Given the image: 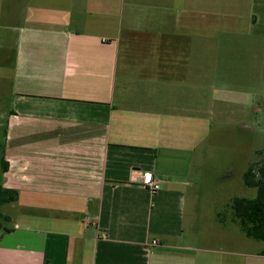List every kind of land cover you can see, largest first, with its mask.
<instances>
[{
	"label": "crops",
	"instance_id": "crops-1",
	"mask_svg": "<svg viewBox=\"0 0 264 264\" xmlns=\"http://www.w3.org/2000/svg\"><path fill=\"white\" fill-rule=\"evenodd\" d=\"M261 1L0 0V186L19 192L1 264H264L225 188L198 191L255 69L210 30L264 27Z\"/></svg>",
	"mask_w": 264,
	"mask_h": 264
},
{
	"label": "rangeland",
	"instance_id": "rangeland-1",
	"mask_svg": "<svg viewBox=\"0 0 264 264\" xmlns=\"http://www.w3.org/2000/svg\"><path fill=\"white\" fill-rule=\"evenodd\" d=\"M260 4L262 5L259 10H262L264 14V0ZM212 22L216 23V21ZM221 22L226 26L223 28L213 27L210 30V35L240 42L234 44L230 52L251 55L253 58L250 61L251 66L253 63L255 69L240 71L242 79L239 91L240 108L235 107L236 113L233 114L234 110H231L229 115L225 114L213 124L211 138L204 148L205 158L199 175V179L203 182L200 183L202 186L198 188V191L200 196H206V192L208 195H212L214 191L223 186L226 190V203L224 213L222 212L224 220L233 222L234 225L231 229L239 231V235L244 237V241L256 243L257 246H249L248 249L261 248L264 244L247 238L242 232L239 222L232 220L229 202L234 196L248 198L256 196V189L243 185V174L250 163L256 162L264 156V37H261L259 33V31H264V27L259 25L251 30L246 21ZM3 112L4 109L0 107V114ZM259 151L263 152V155H258ZM196 165V167H200L199 162ZM204 206L212 208V205ZM228 224L231 223H226V227ZM7 225L9 226V224ZM229 243L231 242L227 239L217 241V245L225 246V248L230 246Z\"/></svg>",
	"mask_w": 264,
	"mask_h": 264
},
{
	"label": "trees",
	"instance_id": "trees-1",
	"mask_svg": "<svg viewBox=\"0 0 264 264\" xmlns=\"http://www.w3.org/2000/svg\"><path fill=\"white\" fill-rule=\"evenodd\" d=\"M257 154L263 155V152L259 151ZM7 170L8 163L2 158L1 171L5 173ZM243 184L245 187L256 189V196L234 197L229 206L232 218L239 222L247 238L264 242V156L248 165L243 174ZM18 199L17 190L0 186V241L4 235L13 231V228L7 225L11 219L3 214L2 207L15 203Z\"/></svg>",
	"mask_w": 264,
	"mask_h": 264
},
{
	"label": "built area",
	"instance_id": "built-area-1",
	"mask_svg": "<svg viewBox=\"0 0 264 264\" xmlns=\"http://www.w3.org/2000/svg\"><path fill=\"white\" fill-rule=\"evenodd\" d=\"M144 182H145V185L148 187V189L151 192H153V193H156L160 189V186H159L158 182H156L154 180L153 175L150 174V173L145 174ZM157 244H158V241L157 240H153L152 241V245L155 246Z\"/></svg>",
	"mask_w": 264,
	"mask_h": 264
}]
</instances>
